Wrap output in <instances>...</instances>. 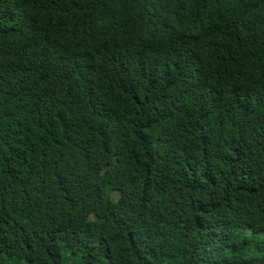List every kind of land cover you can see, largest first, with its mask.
I'll return each mask as SVG.
<instances>
[{"label": "trees", "instance_id": "trees-1", "mask_svg": "<svg viewBox=\"0 0 264 264\" xmlns=\"http://www.w3.org/2000/svg\"><path fill=\"white\" fill-rule=\"evenodd\" d=\"M0 264H264V0H0Z\"/></svg>", "mask_w": 264, "mask_h": 264}, {"label": "rangeland", "instance_id": "rangeland-1", "mask_svg": "<svg viewBox=\"0 0 264 264\" xmlns=\"http://www.w3.org/2000/svg\"><path fill=\"white\" fill-rule=\"evenodd\" d=\"M112 195L114 198H117V196H118L117 192H113Z\"/></svg>", "mask_w": 264, "mask_h": 264}]
</instances>
